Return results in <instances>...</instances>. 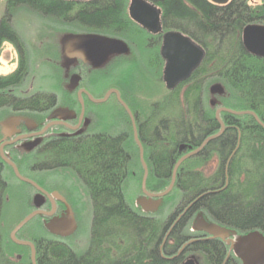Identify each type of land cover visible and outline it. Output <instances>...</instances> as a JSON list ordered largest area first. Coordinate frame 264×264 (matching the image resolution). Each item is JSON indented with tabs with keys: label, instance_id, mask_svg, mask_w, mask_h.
I'll return each mask as SVG.
<instances>
[{
	"label": "trees",
	"instance_id": "trees-1",
	"mask_svg": "<svg viewBox=\"0 0 264 264\" xmlns=\"http://www.w3.org/2000/svg\"><path fill=\"white\" fill-rule=\"evenodd\" d=\"M127 1L6 0L0 20V52L5 43H11L19 65L11 75L0 76V111L47 113L57 104L52 93L20 94L29 72L27 49L14 26L18 15L57 20L87 32L132 40L133 35L142 33L128 15ZM148 1L162 10L165 31L183 33L206 53L192 77L155 104L152 134L148 133L150 106L136 105L123 96L139 122V139L149 168L147 190L159 194L169 187L180 158L220 132L218 109L252 111L264 123V58L251 55L242 40L247 27L264 26V0H231L225 6L210 0ZM152 52L160 76L159 44ZM147 55L151 59L153 54ZM213 79L226 89L218 100L208 102L207 84ZM116 110L115 133L55 138L46 145L45 170L69 171L81 183L90 199L92 227L89 248L78 253L51 236L41 224L43 217H36L17 238L35 245L37 264H150V260L168 264L161 251L174 254L193 238L189 224L199 212L222 227L264 235V130L252 116L220 115L225 132L180 167L169 195H179L180 203L162 222L139 214L127 198V181L135 177L140 183L144 170L130 118L118 103ZM182 146L186 148L183 152ZM214 162L218 168L208 177L202 169ZM5 179L0 164V264H32L31 250L16 245L5 232L6 199L15 191ZM17 183L36 192L28 184ZM172 226L173 232L165 241ZM29 230L31 234H27ZM187 251L200 254L206 264H224L227 258V248L220 239L196 242ZM180 259L171 264H179Z\"/></svg>",
	"mask_w": 264,
	"mask_h": 264
},
{
	"label": "rangeland",
	"instance_id": "rangeland-1",
	"mask_svg": "<svg viewBox=\"0 0 264 264\" xmlns=\"http://www.w3.org/2000/svg\"><path fill=\"white\" fill-rule=\"evenodd\" d=\"M5 3L6 0H0V20L5 12ZM14 26L20 34L26 46L28 54L29 73L23 86L20 89V94L29 96L34 93L45 92L53 93L58 98L57 107L49 112V114H47L46 116L40 117L34 114H25L18 117L25 118L28 121L37 123L38 125H42L47 121L53 120L56 116L63 119L64 117H66L67 111H69L71 107H73L72 105H70L71 103L69 104V100L67 101L65 98V86L69 84L70 77L74 74L72 72H69V70L65 71L63 68L65 67L64 63L66 62L64 56V49L66 48V44H64V38L68 35L86 37L95 33L65 25L57 20L55 21L49 19H41L25 13H22L16 17ZM80 51H83V53L75 55L76 57L80 55L85 56L86 58L94 63L96 62L97 64L99 62L101 63V60H104L105 62L110 59L109 55H107L108 53L105 50H103L102 52H94V50L92 49L87 50L83 46H80ZM72 57L74 58V55ZM144 59L146 61L143 60V64H147L146 62L150 60L149 58H147V56L144 57ZM18 65L19 57L14 46L11 43H5L0 52V76L11 75L17 70ZM145 75L146 82H149L150 78L151 82L155 81L156 83V102L164 101V99L167 97V95L170 94V92L175 91L167 90L166 86L162 84V77L158 75V72L156 74V80H153V75L151 74V77H148V72ZM215 86H220L221 88L226 89L225 86L217 79L210 80L207 84L208 102H210L212 99L218 100V97L220 96L219 94L211 93V89ZM145 96L147 99L149 96L147 92ZM94 105V109L99 113L109 114L114 111V116L116 115V113H118L113 102ZM144 106L149 107L148 100L144 101ZM11 114L13 113L9 111H0V132L3 128L2 125L6 124L5 122L9 121L11 117H17L16 115ZM101 123H103V120ZM101 123L98 124L97 122L95 129L102 128L104 125V127L106 128L110 125L109 128L111 131H113L114 128H112V124H118V120L116 121L114 119V121L110 123L108 122L107 124ZM7 132L8 131L4 133V136L3 134L0 135V141L8 136ZM10 133H12L11 136H13V133L15 132L12 131ZM217 168L218 162H214L210 163L207 168L205 167L202 170L204 174L209 177L215 173ZM6 173V177L9 179L8 183L14 186L15 190L7 197V205L5 208V232L11 236L14 228L19 224V222L22 221V217L27 215V213H29L30 211L33 212V210L36 208L40 210L41 206L43 204H46V200L35 191L32 192L30 190L20 188V184L17 183V179L15 180V177L11 170L7 171ZM24 173L27 175L29 174L27 170H25ZM29 177L32 178L34 177V175H31ZM46 178L50 179L51 181L48 182ZM45 179L48 183H55L56 185H60V187L62 186L63 192H65L66 189V193L73 195L75 194V197H73L72 195H67L69 197L64 198L60 192L56 191V195L63 198L67 203L68 208L66 207L65 216H68V218L71 219L74 228L67 235L63 236H60L54 231L52 232L54 233V235L60 236L62 240L69 244V246L74 247L78 253L84 252L90 246L92 227V207L86 190L81 185V183L78 182L75 176L69 171L53 173L52 175L50 174L48 176L46 175ZM46 181L45 183H47ZM74 184H76V186ZM125 192L129 202L134 207L140 209L141 211H144L145 213L154 215L162 222H166L168 220V218L180 203V197L177 194L171 196L168 195L163 199H147L142 192V181L139 183V181H137L135 177H132L127 181ZM21 195H23V199H20ZM37 200H43V202L36 204L35 202ZM144 204L148 206H145ZM45 210L49 211L48 208ZM57 220H59V218H55L50 222H46V225L44 223L41 224L44 225L45 228L50 227L52 230H54V222H56ZM213 225L216 226L217 224H215V222H213L204 212H199L191 220L188 231L193 235L202 232L212 234L214 233L211 227ZM227 232L228 234L226 237L230 240L235 241L236 243L241 240L240 236L237 235V233H231V230H227ZM223 233L224 232L221 230L222 235ZM27 234H31V230H29ZM239 258L241 259L242 264H255L254 258L251 255H241V257ZM190 259L194 260L196 264H206L204 258L200 254H188L186 261Z\"/></svg>",
	"mask_w": 264,
	"mask_h": 264
},
{
	"label": "flooded vegetation",
	"instance_id": "flooded-vegetation-1",
	"mask_svg": "<svg viewBox=\"0 0 264 264\" xmlns=\"http://www.w3.org/2000/svg\"><path fill=\"white\" fill-rule=\"evenodd\" d=\"M145 1L149 2L148 0H145ZM130 3H131V0H128L127 1L128 15H129ZM134 24L139 28L142 34L133 35L132 40H126V39H122L119 37L102 35L111 40L116 39L118 41H122L128 48V53L126 54L117 52L115 48L111 46L101 47V49H98L99 50L98 52H100L101 50H105L108 53L107 55H109L110 59H108L105 62L104 60L103 61L101 60V63L100 62L98 63L100 65H98L96 62L95 63L92 62L85 56H81V55L78 57L75 56V55L83 53L82 51L76 52L74 55V58L73 57L66 58L65 56L66 62L64 63V66H65L63 67L64 70L65 71L69 70V72L74 73L70 77L69 84L65 86V90H66L65 98L67 101L69 100V104L71 103L70 105L73 106L71 107L69 111H67L66 117L61 119L60 117L56 116L53 120L47 121L42 125H38L37 123L26 120L25 118L18 117V116H22L25 114H34L40 117L46 116L47 114H49V112H51L54 108L57 107L58 105V98H57L56 106L52 108L51 110H49L47 113L11 112L13 113L11 115H16L17 117L15 116L11 117L9 121L5 122L6 124L2 125L3 128L1 129L0 135L3 134L4 136V133L8 131L7 132L8 136L0 141V147L5 143L14 142L18 140L15 143L8 145L4 148L5 157L17 166L22 176L27 175L24 173L25 170L29 172L28 176L34 175V177L32 178H28L27 176H24V177L37 183L41 188L47 191L56 201L57 209H56L55 214L52 217L38 216V217H43V223L45 225H46V222H50L51 220L55 218L61 219V217L63 218V216L66 217L65 216V210H66L65 204L67 203L63 198L58 197L56 195V191L60 192L64 198L69 197L67 195H70V196L72 195L73 197H75V194L73 195V194L66 193V189H65V192H63L62 186L60 187V185L58 184L56 185L55 183H48L51 181L50 179L46 178L48 182L46 181L45 179L46 175L48 176L50 174L52 175L53 173L65 172L62 169L59 171H55V170L46 171L45 170L46 161H47V155L45 152L46 145L55 138L78 139V138L91 137L92 135L96 133H103V132L107 133L108 131L110 133H115V131H111L109 129L110 125L106 128L104 127L105 126L104 125L102 128L95 129L97 122L98 124H100L103 120V123L107 124L108 122L110 123L114 121L115 116L113 115L114 111H112V113H109V114H102V113H99L97 110H95L94 109L95 103L91 101L89 96L93 97L94 99H102L111 90H116L120 93L122 99H123V96H125L126 98L128 97L130 98V101L134 102L136 105L144 106V101L148 100L149 106H150L148 133L152 134L154 132V127H155V121L153 117L154 116V106L157 103L155 100L156 99V96H155L156 94L155 84L156 83L155 81L151 82L150 78H149L150 81L146 82L145 74L148 72L149 73L148 77H151V75H153V80L154 79L156 80V74H157V68L155 66L156 58H155L154 53L152 52V49L155 48L157 44H159V56H160L161 65H162L160 69V76L162 77L161 78L162 84L165 85L164 79H163V73H164V69L166 66V61L161 56V47L163 44L164 34L167 33L168 31H165L162 27V30H163L162 33L154 34V33L147 31L146 29H144L137 23L134 22ZM85 48H88V45H85ZM147 54L149 55L153 54L152 58L148 60V62H146L147 64H143L142 61L143 60L146 61L144 57L148 56ZM146 92L149 95L147 99L145 96ZM82 102L84 105L82 104ZM108 102H113L115 104L114 105L115 107H116V103L119 104L115 94H112L110 96V98L108 99L106 103ZM83 111H84V114L82 118ZM135 120H136V125H137V132H138L139 122L137 121L136 117H135ZM56 122L66 123L69 126L73 127L74 129H70L63 125H57V124L52 125L53 123H56ZM48 126L50 127L46 131H44ZM12 131L15 132L13 133L14 134L13 136H11L12 133H10ZM133 136H134V130H133ZM138 137H140L139 132H138ZM144 153H145V150H144ZM0 164L4 172V177H6L7 175L6 172L11 170L15 177V180L16 179L19 180L14 174V171L11 168V166H9L2 159L1 153H0ZM5 180L9 182V179L7 177ZM45 181L47 183H45ZM74 185L76 186V184ZM36 192L40 194L46 200L45 202L46 204H43V205L41 204L42 205L41 209L39 210L38 208H36L34 209V211L44 210L43 212L50 213L52 211L51 202L48 200V198H46L44 195L39 193L37 190ZM40 202H43V200L41 201L37 200L35 203L37 204ZM47 208L49 211L45 210ZM137 210H138V213L141 215L156 218L154 215L145 213L144 211H141L138 208ZM173 229H174V226H172L171 229L169 230L165 238V241L169 240L170 235L173 232ZM46 230L54 238L64 241L60 237L62 235L56 236L54 235V233L52 234L49 228H46ZM228 230H231V229H228ZM231 231H234L235 233H237V235H239L240 238L248 235V233H240L236 230H231ZM192 237L193 238L190 241L184 244L174 254H167L165 253V251L164 252L161 251L162 259L166 263L171 264V262L177 261L180 258H182L180 259L179 264H183L184 262H186V258L188 254H191L190 252L187 251L190 245L196 242L200 243V242H204L207 240H213L210 235L204 232L193 235ZM192 241H195V242L190 243ZM220 241H222L225 247L227 248V258L224 264H227L228 262L233 263V264H236V263L242 264V261L238 257V254L236 251L237 250L236 248H238L236 245L237 243L235 241L230 240L229 238L225 239V241L223 240H220ZM165 244L166 242L163 244V247L165 246ZM72 248L73 250H75L74 247ZM183 248L185 249L183 250ZM75 251L77 252V250ZM84 252H86V250ZM148 262L150 264H155L152 260Z\"/></svg>",
	"mask_w": 264,
	"mask_h": 264
},
{
	"label": "water",
	"instance_id": "water-1",
	"mask_svg": "<svg viewBox=\"0 0 264 264\" xmlns=\"http://www.w3.org/2000/svg\"><path fill=\"white\" fill-rule=\"evenodd\" d=\"M74 2H88L93 0H71ZM214 4L218 6H225L231 0H210ZM129 16L132 21L146 29L147 31L159 34L162 33V10L155 5L145 1V0H131L129 6ZM243 44L246 50L253 56L258 58H264V27L260 25H252L247 27L242 36ZM64 44H66V48L64 49V56L66 58H71L75 55L76 52H80V46L85 48V45H88L87 50H94V52H98V49L101 47L111 46L115 48L117 52L120 53H128V48L122 41H118L116 39H108L105 36L92 34L90 36L82 37V36H75V35H68L64 38ZM101 50L100 52H102ZM83 52V51H82ZM161 56L166 61V66L163 73L164 83L166 85L167 90L174 91L180 86L182 83L187 82L193 73L201 66L203 63L206 53L205 51L197 45L191 38L184 35L181 32L177 31H170L164 34L163 44L161 47ZM225 89L221 88L220 86H215L211 89L212 94H219L222 95ZM115 94L119 104L124 108L126 113L128 114L130 121L133 126L134 130V139L139 149L140 154V161L144 170L143 180H142V192L147 199L156 200V199H163L170 195L175 188L177 174L180 167L189 159L199 155L206 146L218 139L222 136V134L226 130V126L221 119L222 113H228L233 116H252L255 121L262 127L264 130V123L259 119V117L252 111H245V112H236L233 110H229L226 108L219 109L216 112V120L220 125V132L214 136L207 138L202 145L194 151L185 154L180 160L175 164L174 170L172 173V179L169 187L162 193L154 194L150 193L147 190V182L149 178V168L145 161V153L143 145L138 137L137 132V125L135 116L130 109V107L126 104V102L122 99L120 93L116 90H111L108 92L104 98L102 99H94L93 97L89 96L91 101L95 104H103L108 101L110 96ZM83 104V102H82ZM84 105V104H83ZM84 111L82 112L83 118ZM63 125L70 129H74L73 127L69 126L63 122H56L52 125ZM50 126H48L44 131H46ZM18 141V140H16ZM14 142H8L3 144L0 147V153L2 159L9 165L14 171L16 177L23 183L28 184L35 188L39 193L44 195L52 204V211L50 213L43 212L36 210L29 214L26 218H24L12 231L11 233V240L18 246L28 247L31 250V263L37 264V250L33 243L28 241H22L17 238L18 233L24 229L31 221H33L38 216H45V217H52L57 209L56 201L54 198L43 188H41L37 183L34 181L24 177L19 172L17 166L8 160L4 155V148L8 145H11ZM185 146H182L180 151L183 152L185 150ZM145 205V204H144ZM150 205V203H149ZM148 206V205H145ZM214 233H208L212 239H220L225 241L227 239V230L219 225L211 226ZM54 230L49 227V230L59 235H67L71 232L74 228L73 222L70 218L63 217L56 222H54ZM216 228V229H215ZM221 230L224 232L223 235L221 234ZM53 233V232H52ZM231 233H235L231 231ZM207 234V233H206ZM234 235V234H233ZM241 240L236 244L238 248L237 254L238 257L241 255H251L254 258L255 264H264V235L260 231L250 232L247 236L240 238ZM192 241L190 243H193ZM189 245V244H188ZM185 248H183L184 250ZM182 250V251H183ZM183 264H196L194 260L190 259L184 262Z\"/></svg>",
	"mask_w": 264,
	"mask_h": 264
}]
</instances>
